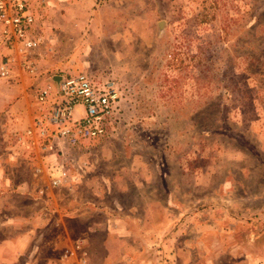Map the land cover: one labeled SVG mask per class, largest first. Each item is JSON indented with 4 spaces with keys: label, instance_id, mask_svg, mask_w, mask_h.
Returning <instances> with one entry per match:
<instances>
[{
    "label": "rangeland",
    "instance_id": "1",
    "mask_svg": "<svg viewBox=\"0 0 264 264\" xmlns=\"http://www.w3.org/2000/svg\"><path fill=\"white\" fill-rule=\"evenodd\" d=\"M36 30L37 76L17 66L0 80L20 91L0 85V152L14 148L10 118L46 113L37 91L54 79L85 73L119 95L114 137L65 155L68 185L52 187L47 171L51 190L38 191L66 189L65 214L93 219L94 264L110 214L140 218L161 244L176 231L169 241L193 260L217 262L211 248L224 245L264 264V0H46ZM86 224L46 233L43 256L55 242L60 257ZM140 242L135 256L150 259Z\"/></svg>",
    "mask_w": 264,
    "mask_h": 264
},
{
    "label": "crops",
    "instance_id": "2",
    "mask_svg": "<svg viewBox=\"0 0 264 264\" xmlns=\"http://www.w3.org/2000/svg\"><path fill=\"white\" fill-rule=\"evenodd\" d=\"M1 84L4 85L0 82ZM6 88L8 92H20L17 88ZM20 104V98L15 100L11 111L18 110ZM31 113L33 118L29 116L24 122L19 120L20 116L16 114L9 119L14 148L0 152V264H94L95 240L92 238L99 229L94 225L93 219L88 213L84 215L81 211L74 217L65 214V197L58 193L59 190H66L64 188L54 189L52 193L46 191L45 196L38 194V191L41 193L44 189L51 190L45 180V172L57 156L56 152L41 150L38 142L33 144L26 136V131L38 116ZM80 115H83V109L77 106L75 117ZM58 146L63 148L59 144ZM64 151L70 152L67 148H64ZM69 220L89 223L86 224L87 231L83 237L75 239L69 246L67 244L60 257L52 256L51 252L58 246L55 242L48 245L50 256H43L42 239L45 234L50 231L61 232L62 224ZM138 222L140 218L133 216H107L101 244L104 255L99 264H139L137 260L140 264H244L243 261L230 258L231 252L229 253L224 245L211 248L212 254L218 255L217 262L212 256L193 260L188 257L186 246L176 249L169 241L170 236L174 238L176 231L169 232L168 241L162 242V245L160 230L144 232L138 228ZM131 224H135V231L130 229ZM146 237L149 243H145L144 251L151 257L139 259V255L135 256L137 244L143 242ZM166 252L168 256L167 260H164Z\"/></svg>",
    "mask_w": 264,
    "mask_h": 264
},
{
    "label": "built area",
    "instance_id": "3",
    "mask_svg": "<svg viewBox=\"0 0 264 264\" xmlns=\"http://www.w3.org/2000/svg\"><path fill=\"white\" fill-rule=\"evenodd\" d=\"M46 0H0V80L11 81L14 68L37 76L36 51L42 44L37 32V16ZM37 91V102L47 106L46 113L34 119L26 136L43 151L56 152L50 164V185H68L65 155L71 156L87 142L114 137L119 95L114 83L96 84L87 74L55 79ZM83 115L75 117V108ZM59 145L63 148L60 149ZM64 148L70 152L66 153ZM39 172L40 170H36Z\"/></svg>",
    "mask_w": 264,
    "mask_h": 264
},
{
    "label": "water",
    "instance_id": "4",
    "mask_svg": "<svg viewBox=\"0 0 264 264\" xmlns=\"http://www.w3.org/2000/svg\"><path fill=\"white\" fill-rule=\"evenodd\" d=\"M53 81H54V82H57V80H55V79H54Z\"/></svg>",
    "mask_w": 264,
    "mask_h": 264
}]
</instances>
